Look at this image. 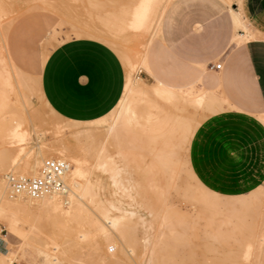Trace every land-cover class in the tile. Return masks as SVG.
Returning a JSON list of instances; mask_svg holds the SVG:
<instances>
[{"label":"rangeland","instance_id":"rangeland-1","mask_svg":"<svg viewBox=\"0 0 264 264\" xmlns=\"http://www.w3.org/2000/svg\"><path fill=\"white\" fill-rule=\"evenodd\" d=\"M115 1L116 0L113 1L112 0H57V1L56 0H49V1L0 0V2H2V8L5 7L3 9L4 11L2 10V12H0V46H4V42H5L4 34H6L4 33V31H6L7 29L6 27H8V25L12 24V22L17 23V21L20 22L22 20L30 22L29 25L30 27L28 26L27 27L28 31H26V33H28L30 30L31 33L30 38L27 39L28 37L27 34V36H25V39L23 40L25 41V49L28 50L26 57L23 58V60H21L24 70L27 72L29 76L31 75L35 76L40 71L39 58L41 54L45 52V59H46L48 53L55 45L70 37H79V36L90 37L100 41L105 40L103 42L107 44L118 55L125 70V82H124L122 95L119 99L120 101L117 104H115L103 117L93 121H86V122L66 119L58 115L48 103L44 104V102L41 100V97H43V95L40 89V82L36 84L37 87L34 86L33 91L35 92H33L30 95L28 93L29 96L26 98L22 97L23 95L22 96L20 95L19 96L20 100L17 101V98L12 94V92H9V90H7L4 82L0 80V82L3 83V86L0 84L1 86L0 89L4 88V90L7 91V93H9L7 94L6 92H4V90L2 91L0 90V124L2 123L3 119H6L9 121L8 128L10 129L12 125L19 123L20 129H22V131H24L26 135L24 140H18L19 138H17L16 140V138H14L15 139L14 141L13 138L7 136L6 134L7 133L6 130L8 129H0V150L1 148H8L11 149V151H14L15 149L20 148L19 150L22 153L19 154L18 157H16L15 161L11 164L12 166L18 160L19 163H22L24 160L23 156L26 153V151H28V153L30 152L33 154L37 150L38 145L47 148L51 146V144L53 145L56 143H65L68 144L71 147V149H73V151L76 152L82 158L83 161L82 165L79 166V168L81 167L80 168L81 170L93 168V165L94 163H96V161L103 162L105 160L110 164L111 163L114 164V166L117 169L113 171V173L118 172L119 182L117 188L120 187L118 188L119 190H116L118 196L117 194H115L114 198L116 197L119 198V196L121 197L123 196L122 199H124V202L121 203L123 204L121 207H123L124 209L130 208L132 211H134V213H132L133 215H131L132 218L137 217L138 216L137 213H139L142 216V220L140 223L141 225H138V223H136L138 219H136L137 220L136 222L133 221L134 223H136V225H133L132 222V228L130 227L132 229V232L130 231L131 232L130 236L132 237V239L130 238L128 240H125L116 230L114 224L113 223L111 224V221L109 219L107 220L104 219L105 217L103 218V216H101V214L98 211L95 212L94 211L95 209L92 210V208H90L91 210L90 212L92 213L91 214L92 218L95 222V227L93 226L92 229L89 228L91 231L90 232L91 235H93L92 238H90L92 240L85 242H77V240L75 239L74 242L72 238H68L65 241L66 236H63L64 233L61 234L62 233L61 227L57 225L58 230H56L55 229L56 225L55 224H53V226L51 225L53 222H50V217L46 215V213L43 214L40 213V215H38L39 213L36 214L32 213L31 216L28 214L26 215L20 213L17 215L15 219L16 225L20 230L24 232V234L26 233L25 235L28 239L26 238L25 241H22V246L19 248L18 245H16L17 244L16 241L13 240L14 238L11 237L10 234H8L9 235L7 236L8 241L11 242L10 245H8V247L15 249L14 257L10 261V263L11 264H47L48 262L53 261L55 264H69L70 262H72V264H85V263L91 264L89 263V261H86V258L87 257L89 258V256L91 255L93 256L92 259L95 258V260H91L90 257L89 258L90 262L95 261L96 262L95 264H114V263L116 264L119 263L120 264H159V263L160 264H264V180L261 182V184L257 185L256 187L252 188L251 190L245 193L224 195L217 192L218 197H220V203L218 204L217 209L216 208L205 209L203 211V209H201L199 205H197V203H195L193 200L190 201V199L184 198L181 193L183 192V189L181 187L185 183L184 175H186L187 173L189 174V169H190V166L188 167L189 163L187 158V149H188L189 141L180 144V146H182L183 149L182 147H178L179 149L178 148L173 149L176 150L174 151V153L175 154L177 153V155H174V157L176 158L173 160H176L177 158L179 159L177 160V162L175 161V164H178L177 167L178 169L176 168V165L168 168L161 167L163 169H161L160 167L154 168L149 163L151 159L150 158L151 153H149L147 149L142 150L137 146L138 143L137 133L141 131L140 128L131 129V131L135 130L133 131L134 134L133 132L130 133L131 135H133L131 136L129 134L130 129L122 130L123 129L122 127L117 128L116 126L117 124H114V122H116L115 121L116 109L120 106L124 97L128 95L126 93L127 90L124 89L127 88L125 85L127 78L130 77L131 83L133 84L136 82L138 77H141L143 81L146 83L147 87L151 86L155 81L154 77L149 75L146 72L144 66L138 62L139 56H141L145 52L148 54L149 57L152 56L155 59L156 61L155 66L153 67L152 70L158 78L170 82L175 86H182L188 83H192L191 85L194 87V89H201L202 91H207L211 94L214 93L216 96H218L217 94L218 91L221 92L218 89L207 90L203 88L199 80H197L199 79V75L196 77V79L193 80V73L188 74L187 70L184 71L180 63L177 62H173L169 64L163 63L162 60L165 53L162 51L161 48H159L158 45L159 43L161 44L162 42H160L155 37H150L152 33L150 34V36L140 35L141 36L140 38V36H138L136 32H131L130 29L129 31H126L128 30L127 28L124 29L123 32L121 29L119 31L110 30L109 29L110 25L113 24V22L114 25H116L115 23L117 22L113 20L115 18H112V15L114 14L113 12L117 9L114 6L117 5V7L120 8L118 6V3L122 1L124 6L129 2V0H126V2L124 0H117L116 2ZM32 5L36 7H33ZM112 6L114 7V9H112L113 8ZM232 6L234 7V5L230 3V7ZM101 18L102 20L105 18L103 23ZM110 18H112L111 20L113 21H111ZM242 19L247 24V20L243 14H242ZM43 21L52 23V25H54L55 27H49L50 30L49 29L46 30L44 28L41 29L40 30L41 37H40V34L38 32L34 33L35 32L34 27H36L38 23H42ZM33 23H35L36 25ZM97 25H99L98 29H97ZM99 27L100 28L104 27V28H102L101 31ZM88 31L91 34H88ZM109 31H111L110 32L111 34L109 33ZM124 31L126 35L125 37H123L124 34L121 35L120 33V32L124 33ZM57 32L59 34H57ZM93 32L95 35L93 34ZM97 32L100 35L97 34ZM107 32L109 34H107ZM235 32L236 30L234 31V33ZM128 33L132 34L130 35L131 38H129ZM135 34H137L136 35L137 37L135 36ZM114 36H118V37L121 36V37H119L118 39V37L116 38ZM100 37L103 38L101 39ZM34 42L35 44H33ZM156 45L158 46L157 48H155ZM34 47L36 50L34 49ZM43 47H45V49ZM2 50L4 51V48ZM33 51L35 52L36 55L34 54ZM129 64H131V66L127 67ZM3 69L4 70L6 69L5 63L4 64L0 63V70L1 72H3L0 75V79L2 78L1 77L2 74L4 75L5 73ZM139 69L141 70L140 72H138ZM183 74L185 76L184 78H183ZM3 92L8 97V99L5 98L6 97L5 95H4L5 97L2 96L1 93ZM225 99L228 102L227 107L232 106V104L227 100L226 97ZM43 100H45L44 97ZM5 102L6 104H4ZM159 102H160L159 103L160 106L165 107L167 105V103L164 101H159ZM144 104L145 103H143L142 105L143 108L141 107L139 110L141 116H145L147 114L146 112L148 111L146 104L145 105ZM190 110L193 111L194 109L191 108ZM202 110L203 109L201 110L199 109L198 111L199 112L201 111V113L203 114L206 112L205 113L206 115L208 114L207 111L205 110L202 111ZM256 116L261 121L264 120V115L256 114ZM103 119H105L106 122H102ZM112 125L115 128L111 129ZM78 129H97L95 132H98L97 134L99 135L97 136L95 133L92 134L93 137L90 136L86 137L85 134L82 133L78 134L77 133ZM123 131L126 132L123 134ZM129 135L130 138L128 137ZM87 138H89V140ZM46 151H48L49 154H54V153L56 155L58 154L57 152L54 151H49V150ZM133 155L136 156V161H135V156ZM131 156L132 158H129ZM148 156L150 157L148 158ZM60 157L64 158L65 156H60ZM102 158L103 160H101ZM64 159H67L68 162H71L68 158H64ZM133 161L134 163H138V161H142L143 164L145 165L149 164V165L146 166L142 165V162H139V164L137 165L134 164ZM118 164L119 166H117ZM136 165L139 167H137ZM135 166L137 167V169ZM146 168L149 169V172ZM150 168L153 169L152 172H150L151 171ZM158 169L163 170V172L158 171L159 172L158 173L157 172ZM171 169L172 171L173 170L174 171L173 172L170 171ZM137 171H140L139 175L137 174ZM142 171L144 173L145 171H147L146 172L147 175L145 173L144 176V173ZM155 173H157V175ZM154 176H156L155 180L153 178ZM98 177L101 179V183L103 184L102 193L106 197H111L113 192V187L110 184L111 179L108 173H103V174L98 173ZM104 177L106 180L102 179ZM138 178L144 181L142 183H146L147 181L148 185L143 184L144 187L142 188L144 189L141 188V190L136 191V189H138V184H136L137 185L136 186L133 185L132 183L134 184L135 182L138 183ZM78 180H80V178ZM150 182L152 183L150 184ZM158 184L161 186V187L159 186V189L161 190H158L157 187ZM152 185L154 186L157 185L156 186L157 189H155L156 191L154 190L155 194H157L159 191H160L159 194H163V193L166 194V197L169 199L168 204H170L169 205L170 207H173L179 210L180 213L187 215L189 217V220L191 217V222L188 221L187 223L188 225L186 224V226L168 227L166 225H162V226L158 225L159 222L156 223L151 222L153 221V218H151L152 215L145 214V212L147 213L148 211H145L144 208L138 207L137 203L134 201L138 199V196L142 193L141 191H143V193L145 192L151 193L153 189H151L152 191H150V188H156V187H150ZM67 186L69 187L68 184ZM145 186H149L148 187L149 190L145 189L146 188ZM122 189H124V191ZM133 189L135 190V192L133 191ZM252 190H257L259 192V196H258L259 198H257L255 201L257 202L255 203L257 207L254 206L253 208L251 207L246 208L244 205H240V203H235L234 207L226 205L225 203L226 199L231 196L238 197L236 202L237 201L241 202V200L242 201L245 200L244 202H247V204L251 203L249 193ZM131 193H133L132 196ZM135 193H137V195H134ZM69 195L70 192L68 193L67 198ZM127 195L131 198V201L130 199H127L128 198ZM62 206L64 208H67L66 204H63ZM112 213H114V211H112ZM123 215H125L126 217L129 216V214L125 212ZM32 217H34L35 219ZM134 218L132 220H135ZM31 226H34L35 228ZM0 228L3 229L1 231V234L8 233L5 220L1 217H0ZM92 230L94 231V234ZM59 232L61 233L59 234ZM181 232L182 234H180ZM57 233L59 234L61 241L59 240V237H57ZM176 233L177 235H175ZM61 235L64 239L61 237ZM49 236L53 237L52 238L53 241ZM175 237H177V240L180 238L181 240L183 239L182 240L183 243L181 242V240L180 241L175 240L176 239ZM134 238L137 239L135 240ZM133 239L135 242L133 241ZM63 240L65 241V243H63L64 242ZM79 241L82 240L80 239ZM91 241L96 243L95 247ZM97 241H98V246L100 245L99 246L100 248L96 246ZM60 242L61 244H64V246H62ZM53 243L55 244L53 245ZM66 243H71V244L67 246V250H66L67 253H65L66 255L63 254L65 256L66 259L65 260L62 258V254L60 255V252L62 253L61 251L62 247H65ZM86 243L89 246H91L92 249L91 247L87 246ZM133 243L136 246H134ZM57 246H59L60 248ZM170 250H173V252H175L174 254L177 255V256L174 255L175 258H170V256L167 258L168 255L173 254L170 253ZM167 251L170 254H168ZM125 258L127 261L125 260ZM67 260L69 261V263L66 262Z\"/></svg>","mask_w":264,"mask_h":264},{"label":"bare ground","instance_id":"bare-ground-1","mask_svg":"<svg viewBox=\"0 0 264 264\" xmlns=\"http://www.w3.org/2000/svg\"><path fill=\"white\" fill-rule=\"evenodd\" d=\"M47 1H49V0H47ZM124 1L126 2V0H124ZM172 1L173 0H129V2L124 6H123V3L121 1L120 3H118V6L120 8H118L117 5L116 6L113 5L117 9L113 12L114 14L112 15V18H115L113 20H115L117 22L115 23L116 25H114V22H113V24L110 23L111 25H110L109 29L112 31H114V30L119 31L121 29L123 32V30L127 28L128 30H126V31H129V29H130L131 32H136L138 34V36H140V35L141 36H148V35L150 36V34L152 33L150 37H155V36L159 35V33H160V25H161L163 13H164L166 7ZM125 2H124V4H125ZM229 2L230 1L228 0V3ZM94 4H96V3H94ZM0 5H1L0 6V12H2V10L5 7L2 8V2H0ZM121 5L123 8L121 7ZM32 6H30V7H32ZM33 7H36V6H33ZM114 7L112 9H114ZM74 12H75V10H74ZM231 13H232V17H233V21H234L236 29L237 30H239V29L243 30L242 35H240L241 34L240 33L238 36H236L234 42L235 43L241 42V41H245L249 38H253L256 33L251 31L248 28L247 24L240 17V14L238 12L232 10V9H231ZM112 18H110V20ZM101 20H102V18H101ZM104 20H105V18L102 20V23ZM113 20H111V21H113ZM33 24H35V23H33ZM29 25H30V22H27L25 20H22L20 22L17 21V23L12 22V24H10V25H8V27H6L7 28L6 31H4V33H6V34H4V36H5L4 46H0V63L1 64L5 63V68H6L5 70L3 69L5 71V73H4V75L2 74V76H1L2 78L0 80H2V82H4L7 90H9V92H12V94L17 98V101L20 100V98H19L20 95L21 96L23 95L22 97L26 98L30 94L35 92V91H33L34 86L37 87L36 84L40 82V80H39L40 79V71H41L42 65H44L43 63L45 61V52H44L43 54H41V56L39 58L40 71L35 76H32V75L29 76L27 74V72L24 70V67H23L21 60H23V58L26 57L28 49L27 50L25 49V41H23V40L25 39V36H27V34H28L27 39L30 38V35H31L30 30L28 33H26V31H28L27 27ZM107 25H108V23H107ZM98 26L99 25H97V29H98ZM49 27H55V26L52 25V23H48L47 21H43L42 23H38L36 25V27H34L35 28L34 33L38 32L40 34L41 29L44 28L47 30V29H49ZM93 28H94V26H93ZM102 28H104V27L100 28L101 31H102ZM110 32L111 31H109V33ZM122 32H120L121 35L124 34L123 37H125L126 36L125 31H124V33H122ZM109 33L107 32V34H109ZM57 34H59V33L57 32ZM88 34H91V33H89V31H88ZM93 34H94V32H93ZM97 34H99V33L97 32ZM118 34H119V32H118ZM137 34H135V36ZM115 35H117V34H115ZM130 35H132V34L128 33L129 38H131ZM141 36H140V38H141ZM40 37H41V34H40ZM103 37H100V38L102 39ZM114 37L117 38L118 36H114ZM119 37H121V36H119ZM119 37H118V39H119ZM34 41H35V38H34ZM101 41L103 42L105 40H101ZM107 42H109V41H107ZM33 44H35V42ZM38 45H40V44H38ZM3 48H4L5 52L2 50ZM43 48L45 49V47H43ZM34 49H35V47H34ZM31 51H32V49H31ZM34 54H35V52H34ZM138 62L144 66L146 72L149 74V70H148V66H147V53L146 52L143 53L141 56H139ZM130 66H131V64H129L127 67H130ZM1 73H3V72H1V70H0V75H1ZM161 82L154 81V83L151 86L147 87L146 83L143 81V79L141 77H138L136 82L133 84L131 83L130 77H128L126 84H125L127 88H124V89L127 90L126 93L129 96L128 95L125 96L124 99L122 100L120 106L116 109V115H115L116 116V118H115L116 122H114V124H117L116 125L117 128L122 127L123 128L122 130L130 129L129 134L131 132L135 131V130L131 131V129L140 128L141 131L138 130L139 132L137 133L138 134L137 146H138V148H140L142 150L147 149L149 151V153H151V157L148 156V158L149 157L151 158L149 163L152 165V167H154V168H157V167L158 168L159 167L160 168L161 167L168 168V167H172V166L176 165V168H177L178 164H175V161L177 162V160H179V159L177 158L176 160H173L176 158V157H174V155H177V153L176 154L174 153V151H176V150H173V149L178 148V147H182V146H180V144L190 141V136H191V134H193L192 132L194 130V127L199 122V120L203 116L206 115L205 114L206 112L203 114V113H201V111L199 112L198 110L203 109V110L207 111V113L209 114V113L218 111L222 108L225 109V106H227L228 102H226L225 98L221 95L220 92H217L218 96H216L214 93L211 94L207 91H202L201 89H194V87L192 85L185 87V88H182V87L181 88H175V87L165 85ZM0 84L3 86V83L0 82ZM0 88H1V86H0ZM0 90L2 91V90H4V88L0 89ZM4 92L7 93V91H5V90H4ZM4 92L1 93L2 96L5 95ZM28 93H29V95H28ZM7 94H9V93H7ZM40 96H42V95H40ZM5 98L8 99L7 96ZM41 100L44 102V104H47V102L45 100H43V97H41ZM159 101H164L167 103V105L165 107L160 106ZM143 103H145L146 107L148 108V111L146 112L147 114L145 116H141V114L139 112ZM4 104H6V102ZM16 107H18V106H16ZM191 108L194 110L191 111L190 110ZM260 117H262V116H260ZM262 121L264 122V120H262ZM8 122H9L8 120L3 119L2 123L0 124V129H8V130H6L7 131L6 134H7V136H10L13 139L16 138V140H17V138H19L18 140H24L26 135H25V132L22 131V129H20L19 123L12 125V127L9 129L8 128V124H9ZM102 122H106V120L103 119ZM112 126H111V129L115 128L114 126L113 127ZM138 126H140V127H138ZM96 130L97 129H78L77 133L78 134L79 133L85 134L86 137H89V136L93 137L92 134L96 133L97 136L99 135V134H97L98 132H95ZM106 132H107V130H106ZM125 132L123 131V134ZM100 133H102V132H100ZM106 134H108V133H106ZM133 134H134V132H133ZM101 135H103V134H101ZM130 135L128 136L129 138H130ZM131 136H133V135H131ZM87 139L89 140V138H87ZM14 141H15V139H14ZM11 143H13V142H11ZM19 149H15L14 151H11V149H8V148H1V150H0V217L5 220L6 228L8 231L7 234H1V232H0V242L3 243L4 245H6V247H4L3 249H0V264H11L10 261L14 257V252H15L14 250L15 249L8 247V245H10V243H11L8 241V238H7V236H9L8 234H10V236L14 238L13 240H15L17 243V244L15 243V244L18 245L19 248L22 246V241H25V239L27 238L25 235L26 233L24 234V232L22 230H20L16 225L15 219H16L17 215L20 213L26 214V215L28 214L30 216L32 213H35V214L39 213L38 215H40V213L41 214L46 213V215H48L50 217V222H53L51 225L52 226H53V224L56 225V228H55L56 230H58L57 225H59V227H61L62 233L59 232V234L64 233L63 236H66L65 241L68 238H72L74 240V242H75V239L77 240V242H85V241L92 240L90 238H92L93 235H91V233H90L91 231L89 228L92 229L93 226L95 227V222L92 218V215H91L92 213L90 212L91 211L90 208H92V210L95 209L94 210L95 212L98 211L101 214V216H103V218L105 217L104 219H106V220L109 219L111 221V224L112 223L114 224L116 230L120 233V235L125 240H128L130 238L132 239V237L130 236V234L132 232V229H131L132 228V222L133 221L136 222L137 221L136 219H138V221L136 223H138V225H141L140 223L142 220V216L139 213H137L138 216L135 218L133 217L135 220H132L133 218L131 215H133L132 213H134V211H132L130 208L124 209L123 207H121L123 205L121 203L124 202V199H122L123 196L122 197L119 196V198H117V197L114 198L115 197L114 195L117 194L116 190H119L118 188H120V187L117 188L118 182H119L118 172L113 173V171H115L117 169L114 166V164H112V163L110 164L109 162H107L105 160L103 162H101V161L97 162L96 161V163H94V165H93V168L81 170L80 169L81 167L79 168V166L82 165V162H83L82 158L76 152H74L73 149H71V147L68 144L56 143L53 145L51 144V146H49L47 148L42 147L41 145H38L37 150L33 154L30 152L28 153V151H26V153L24 154L25 157L23 156V159H24L23 162L19 163V160H18L14 163V165L11 166V164L15 161L16 157H18V155L22 153ZM182 149H183V147H182ZM46 150L54 151V152H57L58 154L57 155L55 153L49 154L48 151H46ZM55 155H56V157L65 156L64 158H68L71 161V162H68V160L66 159L68 162V168L65 171L64 176H63L66 184H68L70 187V188L68 187V193L70 192V195H69L70 197L68 196L67 201L65 203L56 194H46V195H43L37 199H28L26 197H12L8 194V187H7V184L5 182V174L7 172L13 171V172L21 173L24 175L36 174L41 159L45 156H55ZM95 155H97V154H95ZM98 156H100V155H98ZM133 156H135V155H133ZM61 158H63V157H61ZM129 158H132V156ZM101 160H103V158ZM135 161H136V156H135ZM139 162H142V161H138V163H134V161H133V163L137 164V165L139 164ZM142 165H145V164H143V162H142ZM146 165H149V164H146ZM117 166H119V164ZM120 167H123V166H120ZM137 167H139V166H137ZM137 167H136V169H137ZM188 167H189V165H188ZM163 168H161V169H163ZM120 169H123V168H120ZM161 169L160 170L158 169L157 172L158 171L163 172V170H161ZM147 170L149 172V169H147ZM140 171H137L138 175H139ZM152 171H153V169H151L150 172H152ZM170 171H172V169ZM97 172L102 173V174L108 173V175L111 179L110 184L113 187V192H112L111 197H106L102 193L103 192L102 191L103 184L101 183V179L98 177ZM146 172L147 171H145V173ZM145 173H144V176H145ZM155 174L157 175V173H155ZM160 174H162V173H160ZM146 175H147V173H146ZM162 175H164V174H162ZM184 176H185V183L181 187L183 189V192H181L182 196L186 199H190V201L193 200L195 203H197V205H199V207L201 209H203V211L205 209H215V208L217 209L218 204L220 203V197H218L217 193L209 190L203 184H201V182L194 175L191 168L189 169V174L187 173ZM155 177L156 176L153 177L154 180H155ZM79 178H80V180H78ZM102 179L106 180L105 177ZM190 181H191V184H190ZM142 182H144V181L138 178V183H136V182H135V184L132 183L133 185L138 184V189H136V191L141 190V188L144 187L143 184L148 185L147 181H146V183H142ZM105 183H106V181H105ZM151 183L152 182H150V184ZM156 186L152 185L150 187H156ZM159 186L160 185L158 184V186H157L158 190H161V189H159ZM133 187H135V186H133ZM145 187H146L145 189L149 190V188H148L149 186H145ZM157 187L156 188H150V191H152L151 189H153V191L151 193H146V192L143 193V191H141L142 193L138 196V199L136 198L137 199V200L135 199L136 201L133 200L134 202L137 203L138 207L144 208L145 211H148L147 213L145 212V214H151L152 215L151 218H153V221H151V222H154V223L159 222L158 225H161V226L166 225L168 227H170V226H176V227L177 226H186L188 221L191 222V217L189 220V217L187 215L182 214L179 212V210L169 206L170 205V204H168L169 199L166 197V194H164V193L159 194L160 191L159 192L157 191L158 192L157 194L154 193V190L157 189ZM142 189H144V188H142ZM122 190L124 191V189H122ZM130 190H132V189H130ZM111 191H112V188H111ZM133 191L135 192L134 189H133ZM132 194L133 193H131V196H132ZM134 195H137V193H135ZM117 196H118V194H117ZM258 196H259V192L257 190H253L249 193V197L251 200V203H249V204H247V202H244L245 200H243V201L241 200V202H238V201L236 202V200L238 198L236 196L228 197L226 199L225 203H226V205L231 206V207H234L235 203H240V205H244L246 208H248V207L253 208L254 206H256L255 203H257V202H255V201L257 198H259ZM127 199H130V201H131V198L129 196ZM244 203H246V204H244ZM63 204H66L67 208H64L62 206ZM128 207H130V206H128ZM232 210H233V208H232ZM112 211H114V213H112ZM210 211H212V210H210ZM124 212L128 213L129 216L126 217L125 215H123ZM138 212H139V210H138ZM241 212H243V211H241ZM196 213H198V212H196ZM196 215H198V214H196ZM32 218H34V217H32ZM197 218H198V216H197ZM150 220H152V219H150ZM36 221H38V220H36ZM136 223L133 222V225H136ZM31 227H34V226H31ZM97 232H98V230H97ZM59 234L57 233V237H59V240L61 241ZM93 234H94V231H93ZM180 234H182V232ZM175 235H177V233ZM183 235H185V234H183ZM49 237H51V236H49ZM61 237H62V235H61ZM182 237H184V236H182ZM52 238L53 237H51V239ZM175 238L174 239L177 240V237H175ZM80 239L82 241H79ZM134 239H133V241H134ZM180 240H181V238L178 239L177 241H180ZM182 240H181V242L183 243ZM52 241H53V239H52ZM65 241L63 243H65ZM92 243L94 244V247H95L96 243L95 242H92ZM54 244L55 243H53V245ZM60 244H61V242H60ZM69 244H71V243H66L65 244L66 246L62 247V250H61L62 253L60 252V255L62 254L63 259H65V256L63 254L67 253L66 250H67V246H69ZM61 245L64 246V244H61ZM133 245L136 246L134 243H133ZM87 246H89V245L87 244ZM96 246L97 247L100 246V245L98 246V241H97ZM57 247H59V246H57ZM57 247H55V248H57ZM89 247H91V246H89ZM79 249H81V248H79ZM91 249H92V247H91ZM77 251H78V248H77ZM135 251H137V250H135ZM176 252H178V251H176ZM122 253H124V252H122ZM167 253H168V251H167ZM170 253H173V254H170ZM170 253H168L170 255H168L167 258L169 256H170V258H175L174 257L175 252H173V250H170ZM175 256H177V255H175ZM89 258L91 260H95V258L92 259L93 256H91V255L89 256ZM89 258L87 257L86 261H89V263H91V264L96 263L95 261L90 262ZM119 259H121V258H119ZM125 260H126V258H125ZM66 262L69 263L68 260ZM70 263L72 264V262H70ZM47 264H55V263L53 261H51V262H48ZM114 264H116V263H114Z\"/></svg>","mask_w":264,"mask_h":264},{"label":"crops","instance_id":"crops-1","mask_svg":"<svg viewBox=\"0 0 264 264\" xmlns=\"http://www.w3.org/2000/svg\"><path fill=\"white\" fill-rule=\"evenodd\" d=\"M229 1L173 0L155 36L162 42L158 45L165 53L163 63H180L184 71L193 73V80L199 75L203 88L220 90L232 104L199 120L187 150L196 178L224 195L245 193L264 180V122L256 116L264 115V0ZM231 9L241 18L244 15L248 28L256 33L253 38L234 42L243 30L236 29ZM218 61L220 67L215 69ZM155 62L147 54L155 81L175 88L191 86L158 78L152 70ZM43 64L42 95L66 119L93 121L120 101L124 66L100 40L70 37L55 45ZM4 247L0 242V249Z\"/></svg>","mask_w":264,"mask_h":264},{"label":"built area","instance_id":"built-area-1","mask_svg":"<svg viewBox=\"0 0 264 264\" xmlns=\"http://www.w3.org/2000/svg\"><path fill=\"white\" fill-rule=\"evenodd\" d=\"M219 67L220 62H215L214 68L218 69ZM67 168L66 159L45 156L41 159L36 174L24 175L13 171L7 172L5 182L8 187V194L12 197H26L28 199H37L46 194H56L65 203L68 186L63 176ZM2 230L0 228V232Z\"/></svg>","mask_w":264,"mask_h":264}]
</instances>
